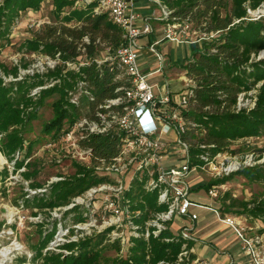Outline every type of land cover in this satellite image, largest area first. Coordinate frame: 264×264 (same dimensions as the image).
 <instances>
[{
	"label": "trees",
	"instance_id": "16d2710c",
	"mask_svg": "<svg viewBox=\"0 0 264 264\" xmlns=\"http://www.w3.org/2000/svg\"><path fill=\"white\" fill-rule=\"evenodd\" d=\"M46 1L51 2L57 17L63 12L66 13L61 19L62 24L46 26L43 35H35L23 47L28 54L40 53L51 59H56L59 55L61 63L43 75H35L32 80L25 77L23 80L5 84L0 79V134L4 135L0 150L9 161H14L17 151L26 150L25 154L28 156L31 153L33 141H28L24 146L25 128L35 118L37 108L45 99L53 95L59 96L51 105L53 119L44 124L42 129L44 138L50 140L56 138L66 126L71 128L82 118L96 121L97 112L106 113L99 107L105 101L116 98L119 95L116 90L123 86L122 82L115 80L119 70L109 71L110 67H116L114 64L110 66L105 62L99 65L98 60L94 59L101 41L108 43L114 50L123 43L121 29L109 21L107 14H96L94 5L75 10L74 0H3L0 5V41L8 35L11 25L20 13L39 12L42 3ZM159 1L170 12L171 20L178 23L188 22L192 31L197 34H217L210 42L202 43L201 51L195 53L194 58L185 65L186 77L191 85L188 87V107L182 111V116L193 127L192 136L187 138L193 146V155L200 153V145L213 146L214 149L208 151L215 154L243 139H258L264 135V59H257L264 52V19L250 21L246 12L247 9H257L264 4V0ZM73 21L75 23L72 27L66 25ZM84 37L88 38L89 44L82 43ZM80 49H84V53ZM80 57L86 59L83 61L86 64L78 72L67 70L63 75L65 63H75ZM2 70L5 75H12L14 78L18 75L15 68L8 70L3 66ZM48 81L56 83L41 90L37 99L31 97L33 89L43 87ZM81 82L85 84L83 88L91 93L92 101L82 95L78 105L71 104L67 91L76 89ZM253 90L256 91L255 107L250 111L236 112L238 95ZM83 107L87 108L85 114L82 113ZM115 133L110 130L105 134H92L79 143L81 148L90 149L93 167L100 164V160L109 162L116 155L118 139ZM15 161L17 167L23 165L22 161ZM36 173L33 170L24 176L29 179ZM236 174L250 182L264 183V163ZM228 180L229 178L210 181L205 190L208 191L213 185H222ZM105 183L114 184L107 177L94 176L91 171L81 169L78 179L52 184L47 200L37 196L24 199V203L33 204L38 209L62 207L87 189ZM143 183L134 180L129 191L123 194L131 221L139 227L138 232L141 234L145 232V224L157 213L165 210L164 206L157 203V192H146ZM241 205L246 210L245 215L259 219L264 224V201L251 209L247 204ZM76 209L77 207L71 211ZM84 221L81 214L75 216V222ZM171 225L172 223H167L166 230L157 236L150 234L147 239L143 236L130 237V246L126 249L120 248V242L114 243L112 248L115 249L117 257L111 259L101 256V242L93 243L87 237L64 246L70 252L76 248L77 255L63 257L49 251L43 254L42 250L53 238L52 231L40 240L32 262L39 259L40 264H191L195 259L194 254H189L181 262L178 259L183 245L189 250L192 242L183 240L180 235L174 236L170 230ZM153 230L154 228H150V231Z\"/></svg>",
	"mask_w": 264,
	"mask_h": 264
},
{
	"label": "built area",
	"instance_id": "2783aa9c",
	"mask_svg": "<svg viewBox=\"0 0 264 264\" xmlns=\"http://www.w3.org/2000/svg\"><path fill=\"white\" fill-rule=\"evenodd\" d=\"M130 1L101 0L93 9L96 14H107L109 21L122 31V45L112 53H109L111 51L109 50L106 58L97 61L99 65L105 62H108L110 66L114 64L116 67H110V72L119 70L120 73L115 77V80L123 83V86L116 90L119 95L114 99L105 101L99 107L106 113L97 112L96 121H90L86 118L76 121L71 128L66 127L67 131L63 129L56 138L48 140L45 148L49 150L56 142H74L71 144L72 148L77 149L87 162L91 163L90 149L81 148L79 143L92 134H105L114 130L118 139L117 153L109 162L100 160V164L94 167L91 164L97 172V176L110 179L112 174L116 175L118 178L113 180L114 184H105H117L119 188L115 191L123 194L129 191L130 185L126 184L127 179L130 182L134 180L144 182V190L146 192L156 191L157 203L164 206L165 210L157 213L152 220L148 221L145 224V232L141 234L138 232L139 227L131 221V215L123 199L122 207L116 206L115 202L106 195L107 193L103 194L109 190L110 185L101 184L90 189L89 197L93 196L91 206H93L94 211L92 217L102 215V213V216L109 217L116 214L118 220L120 218L124 221L130 220L127 222L129 224L125 226L132 231L131 236L133 238L143 236L147 239L150 234L157 236L161 231L166 230L167 223L188 218L194 224L197 217L195 214H191V208L208 209L189 198L190 188L186 178L192 169L206 171L215 178L229 177L244 169L263 164L264 153L255 154L251 152L232 155L224 150L212 154L208 149H214L213 146L200 145L198 146L200 153L193 155L191 151L193 146L187 140L192 136L193 127L188 125L182 116V111L188 107V87L177 95L175 101H171L168 93L161 98L154 95L153 86L148 83L147 76L141 72L138 66L136 53L138 39L150 36L153 32L152 27L149 20L140 19L138 14L133 11ZM152 2L159 10V20L165 23L163 39L148 45V50L157 54L160 65L163 63V58L158 53L157 46L162 41L177 44H202L210 42L217 35L193 32L188 22L178 23L171 20L170 12L159 0H152ZM262 6L264 4L260 7ZM246 12L248 20L254 21L250 19L253 14L251 9H247ZM190 33L195 35L194 41L190 40L192 37ZM82 43L89 44L88 38L84 37ZM80 51L84 53V49H80ZM262 54L264 52L258 55V60L264 57ZM58 56L56 59L45 57V72L53 70L61 63ZM82 58L84 57H80L75 63H65L66 69L63 71V75L67 70L78 72L80 67L86 64L83 63ZM55 83L53 82L49 86H53ZM84 85L81 82L77 84L76 89L67 91V98L71 104L78 105L82 95L87 96L92 101L91 93L83 88ZM43 88L45 87L34 89L31 96ZM255 102V90L242 93L237 97L235 110L236 112L240 110L250 111L255 107ZM199 137H202V134H199ZM162 138L165 141L161 140ZM252 140V138H247L236 143H250ZM173 146L177 147V151L184 157L183 163L178 167L164 165L165 158ZM218 186L213 185L208 190L207 194L211 199L218 198V190L222 188ZM97 192H102L103 203L100 207L95 206L94 203L98 200V198L96 199ZM211 211L220 223L233 231L241 243V250L250 257V264H264V228L263 232L259 233L260 228L248 224L251 221L248 216L223 214L216 209H211ZM193 224L191 227H180L179 235L183 240L191 241L190 232L194 229ZM150 228H154V230L150 231ZM189 254H194V250L192 248L188 250L186 245H183L178 261L187 259ZM191 264L209 263L195 258Z\"/></svg>",
	"mask_w": 264,
	"mask_h": 264
},
{
	"label": "rangeland",
	"instance_id": "374dc122",
	"mask_svg": "<svg viewBox=\"0 0 264 264\" xmlns=\"http://www.w3.org/2000/svg\"><path fill=\"white\" fill-rule=\"evenodd\" d=\"M2 2L3 0H0V5ZM99 2L101 0H74L73 9L83 10L91 5H94V9ZM251 11L253 14L250 19L254 21L264 19V6ZM63 17H65V12L59 17L55 15L50 1L43 2L39 12L27 11L19 14V17L11 25L8 35H5L0 41V79L5 84L23 80L25 77H29L32 80L35 79V75L46 73L44 71L46 70V56L40 53L28 54L23 45L26 41L33 39L35 35H43L46 26L61 25ZM74 23L73 21L66 25L72 27ZM190 35L192 34L190 33ZM192 39H196L195 35H192ZM178 47L174 45L173 48L168 49L171 60L175 59ZM98 50L94 57L98 61L106 58L109 50H111L109 53L114 51L108 43L102 41ZM262 55L264 56V54ZM261 59H264V57ZM180 62H183V59H180ZM186 64L175 66L179 70L178 73L184 72ZM1 66L6 67L8 70L17 69V77L5 75ZM184 77L187 80L186 84L191 85L186 73H184ZM43 79L46 81L45 77ZM52 83L53 81L46 82L43 86L45 88L42 90L50 88L51 86L49 85ZM40 91L31 97L37 99ZM58 98V95H53L45 99L42 105L37 108L35 118L25 128L24 146L28 144V141H33L29 156L25 154L26 150L23 152L17 151L14 154V161H9L0 150V264H40L41 261L39 259H35V262H32L36 248L39 246L42 237L52 231H54L53 238L49 240L46 247L42 250L43 254L49 251L54 254H60L63 257L77 255L76 248L73 252H70L64 246L70 242L77 243L86 237L91 238L93 243L101 242L99 245L101 256L108 259L117 257L115 249L112 248L114 243L120 242L121 249H126L130 246L128 240L132 237V231L126 227L129 224L127 222L130 220L124 221L122 218L118 220L116 214L113 217H109L106 215L102 216V213V215L92 217L94 211L92 209L93 206H91L93 196L89 197V194L91 193L90 189L97 186L71 198L62 207L38 209L33 204L26 205L24 203V199H31L37 196L44 197L47 200L49 192L52 191V188L50 189L52 184H57L61 181L72 182L74 179H78L81 169L91 171L94 176L97 175L91 163L87 162L77 149L72 148L71 144L74 142H56L49 150L45 148L48 140L44 138L45 135L42 133L43 125L53 119L51 105ZM86 112L87 108L83 107L82 113L85 114ZM3 136V134H0V146ZM253 139L250 143H233L227 147L226 151L232 155H242L251 152L255 154L264 153V135H261L258 139ZM161 140L165 141L163 138ZM15 160H18L19 163L22 161L23 165L17 167ZM183 161V155L177 151V147L173 146L165 158L164 165L178 167ZM33 170L37 172L35 176L26 179L24 174H28ZM117 178L113 174L110 176L111 180H117ZM224 178H229V180L218 186L222 188L218 190V198L216 201L213 200L215 201L213 202L208 196L205 186L210 181H218ZM224 178H215L210 173L200 169L197 171L192 169L187 176L186 181L191 191L190 200L208 208L207 210H197L199 215L197 228L205 225V230L211 231L219 227L214 221L215 214L210 211L211 209H218L223 214L233 213L235 216L247 217L245 215L246 210L241 204H247L248 208L251 209L254 205L264 201V183L250 182L245 177L237 174ZM127 183L131 185L129 179L126 180ZM36 184L40 186L34 187ZM118 188L117 184L110 185L109 190L103 194L107 193L106 195L115 202L116 206L122 207L123 193L116 192L115 190H118ZM97 198L98 200L94 201V203L95 206L100 207L101 203H103L102 192L96 195ZM75 207L77 209L71 211ZM80 214L85 218V221L82 223L75 222V216ZM201 217L206 219L205 223H202ZM121 221L122 223H120ZM179 229L180 225L174 221L170 229L172 234L179 236ZM229 230L233 233L231 229ZM229 230L224 231V233L222 230L219 231L220 236L229 237L231 234ZM193 232L190 233L192 234ZM102 236L103 240L101 241ZM196 255L199 257L200 252L196 251Z\"/></svg>",
	"mask_w": 264,
	"mask_h": 264
},
{
	"label": "crops",
	"instance_id": "0c3cea01",
	"mask_svg": "<svg viewBox=\"0 0 264 264\" xmlns=\"http://www.w3.org/2000/svg\"><path fill=\"white\" fill-rule=\"evenodd\" d=\"M130 4L133 11L138 14L140 19L149 20L153 31L150 36L141 37L137 41L138 49H136V53L138 58V66L141 72L147 76L148 83L153 86V93H155L154 95L157 98H161L166 93H168L170 94L171 101H175L177 95L190 86L186 84L187 80H185L186 78L184 77L185 68L183 73H178L179 70L177 67L175 68V66H181L182 64L191 61L194 58L195 53L201 51V43L177 44L162 41L157 46L158 53L163 58V63L160 65L157 54L148 50L149 44L154 41L162 40L164 36L163 33L165 23L159 20V10L156 8L152 0H131ZM190 40L194 41L192 37ZM174 45L177 47L180 46L177 50L179 54L177 53L175 59L171 60L168 49L173 48ZM82 59V61L86 60L85 58ZM180 59H183V62L179 63ZM213 200L216 201V199H212V201ZM197 210H201V208L190 209L191 214H195L197 217L194 224L188 218L176 221L180 227H191L192 224L194 225V232L192 234L190 233L192 238V249L194 250V258H197L201 261H206L209 264H250V257L241 250V243L239 240L236 238L234 233H232L226 226L218 221L216 216L214 221L219 226L216 229L206 231L205 225L199 226L197 228V221L199 220ZM201 221L202 223H205L206 219L201 217ZM248 224L260 228L258 231L259 233L263 232L264 224L261 222V220L251 218V223L248 222ZM221 230L223 233L224 231L229 230L231 234L229 237L225 238L222 235L220 236L219 231ZM196 251L200 252L199 257H197Z\"/></svg>",
	"mask_w": 264,
	"mask_h": 264
}]
</instances>
